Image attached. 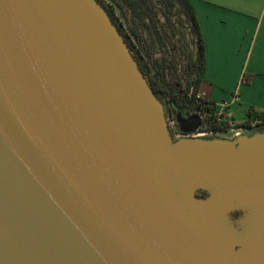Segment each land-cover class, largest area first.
Wrapping results in <instances>:
<instances>
[{
  "label": "water",
  "instance_id": "95a60500",
  "mask_svg": "<svg viewBox=\"0 0 264 264\" xmlns=\"http://www.w3.org/2000/svg\"><path fill=\"white\" fill-rule=\"evenodd\" d=\"M175 121L98 0H0V264H264V131Z\"/></svg>",
  "mask_w": 264,
  "mask_h": 264
},
{
  "label": "trees",
  "instance_id": "16d2710c",
  "mask_svg": "<svg viewBox=\"0 0 264 264\" xmlns=\"http://www.w3.org/2000/svg\"><path fill=\"white\" fill-rule=\"evenodd\" d=\"M127 44L154 94L172 114L199 112L207 137L223 136L232 124L264 131V109L250 106L246 120H219L216 104L196 96L203 80V36L190 0H98ZM242 80L247 82L248 75ZM215 131V132H214Z\"/></svg>",
  "mask_w": 264,
  "mask_h": 264
},
{
  "label": "crops",
  "instance_id": "0c3cea01",
  "mask_svg": "<svg viewBox=\"0 0 264 264\" xmlns=\"http://www.w3.org/2000/svg\"><path fill=\"white\" fill-rule=\"evenodd\" d=\"M190 1L205 56L198 91L224 117L246 120L250 106L264 109V0Z\"/></svg>",
  "mask_w": 264,
  "mask_h": 264
},
{
  "label": "built area",
  "instance_id": "2783aa9c",
  "mask_svg": "<svg viewBox=\"0 0 264 264\" xmlns=\"http://www.w3.org/2000/svg\"><path fill=\"white\" fill-rule=\"evenodd\" d=\"M196 96H198V97H202V98H204L200 93H199V91L197 92V94H196ZM227 104V102L226 101H223L222 103H221V105H226ZM201 114V113H200ZM202 115V114H201ZM213 116L216 118V119H219V120H227V121H231V119H228V118H226V117H224L223 116V114L220 112V111H215L214 113H213ZM167 123L169 124V126H170V130L172 131V133L174 134V136L175 137H179V136H182V135H185V133H183L179 128H178V126H177V123H176V121H175V117H174V115L172 114L171 116H170V118H168L167 120ZM203 127V126H202ZM243 128H241V127H235V126H233L232 124L230 125V127L226 130V131H233V134H237V133H239L241 130H242ZM213 130H207V129H201V131H198V132H196V134H200V135H205V134H208V133H211Z\"/></svg>",
  "mask_w": 264,
  "mask_h": 264
},
{
  "label": "flooded vegetation",
  "instance_id": "af4514ba",
  "mask_svg": "<svg viewBox=\"0 0 264 264\" xmlns=\"http://www.w3.org/2000/svg\"><path fill=\"white\" fill-rule=\"evenodd\" d=\"M163 106H164L165 117H166V120H167L172 115V108L175 109V107H169L167 104H163ZM167 125H168V128L170 130V126H169L168 123H167ZM170 133H171L173 139L176 138L171 130H170Z\"/></svg>",
  "mask_w": 264,
  "mask_h": 264
},
{
  "label": "rangeland",
  "instance_id": "374dc122",
  "mask_svg": "<svg viewBox=\"0 0 264 264\" xmlns=\"http://www.w3.org/2000/svg\"><path fill=\"white\" fill-rule=\"evenodd\" d=\"M173 115H174V113H173ZM203 126V125H202ZM202 128V127H201ZM199 131H201V130H199ZM246 132L247 130H244V129H242L240 132ZM213 132V131H212ZM211 132V133H212ZM215 132V131H214ZM218 133H220V134H222V135H225V136H227V137H232L234 134H233V131H218ZM210 134V133H209Z\"/></svg>",
  "mask_w": 264,
  "mask_h": 264
}]
</instances>
